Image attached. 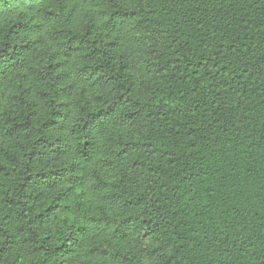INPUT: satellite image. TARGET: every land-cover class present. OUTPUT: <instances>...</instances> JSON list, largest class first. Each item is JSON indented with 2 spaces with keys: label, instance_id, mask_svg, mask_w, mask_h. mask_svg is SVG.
Masks as SVG:
<instances>
[{
  "label": "trees",
  "instance_id": "trees-1",
  "mask_svg": "<svg viewBox=\"0 0 264 264\" xmlns=\"http://www.w3.org/2000/svg\"><path fill=\"white\" fill-rule=\"evenodd\" d=\"M0 264H264V0H0Z\"/></svg>",
  "mask_w": 264,
  "mask_h": 264
}]
</instances>
